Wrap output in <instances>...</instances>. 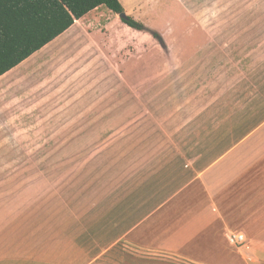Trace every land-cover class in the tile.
<instances>
[{
	"label": "crops",
	"instance_id": "crops-1",
	"mask_svg": "<svg viewBox=\"0 0 264 264\" xmlns=\"http://www.w3.org/2000/svg\"><path fill=\"white\" fill-rule=\"evenodd\" d=\"M120 1L163 43L100 6L0 76V264H264V0ZM122 66L143 97L106 123ZM239 182L246 255L217 234Z\"/></svg>",
	"mask_w": 264,
	"mask_h": 264
},
{
	"label": "trees",
	"instance_id": "trees-1",
	"mask_svg": "<svg viewBox=\"0 0 264 264\" xmlns=\"http://www.w3.org/2000/svg\"><path fill=\"white\" fill-rule=\"evenodd\" d=\"M100 6L163 43L158 32L128 15L120 0H0V76Z\"/></svg>",
	"mask_w": 264,
	"mask_h": 264
},
{
	"label": "rangeland",
	"instance_id": "rangeland-1",
	"mask_svg": "<svg viewBox=\"0 0 264 264\" xmlns=\"http://www.w3.org/2000/svg\"><path fill=\"white\" fill-rule=\"evenodd\" d=\"M256 10V5L252 7L250 5V11ZM143 22V21H142ZM257 21H253L256 23ZM154 46L160 44V42L152 38L151 42ZM137 54L139 56L143 55L144 48L137 46ZM105 122L112 123L113 119L116 120L115 122H123L125 121L128 116L126 115H113V103L116 102L118 99L121 103V107H124L127 103V100L130 97L137 98L143 97L140 90V85H143V80H140L142 83L138 81L137 92L133 91L129 84V69L128 67H117L112 68L111 72L109 73L107 69H105ZM160 82L161 78L153 79L152 83L154 86L153 96H154V111H160ZM142 95V97H141ZM143 101L140 102V106L144 108ZM116 111V110H115ZM64 112L65 111H55L57 122H64ZM32 155V148H20V159L23 156L30 157ZM32 164L31 163H21L20 162V189L21 188H32L34 181L32 180ZM39 180L37 183L39 184ZM44 182V181H41ZM241 183H237L234 187L229 189L220 199L219 208L221 210L222 217L224 216V221L221 219V225L218 229L219 235L225 236L227 229H240V219H241V209H240V199H241ZM227 218V219H226ZM229 218V220H228Z\"/></svg>",
	"mask_w": 264,
	"mask_h": 264
},
{
	"label": "built area",
	"instance_id": "built-area-1",
	"mask_svg": "<svg viewBox=\"0 0 264 264\" xmlns=\"http://www.w3.org/2000/svg\"><path fill=\"white\" fill-rule=\"evenodd\" d=\"M229 241L236 247L242 254L246 255L250 245L248 244L247 235L239 230H228L227 232Z\"/></svg>",
	"mask_w": 264,
	"mask_h": 264
}]
</instances>
